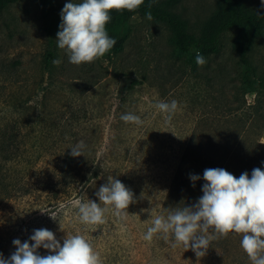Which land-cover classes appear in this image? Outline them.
<instances>
[{
    "label": "rangeland",
    "instance_id": "rangeland-1",
    "mask_svg": "<svg viewBox=\"0 0 264 264\" xmlns=\"http://www.w3.org/2000/svg\"><path fill=\"white\" fill-rule=\"evenodd\" d=\"M217 1L177 0L176 9L198 29L212 17ZM244 2L264 13L261 0ZM58 31L48 34L40 10L30 0H20L0 12V127H18L23 146L35 150L36 157L73 114L85 121L82 135L88 134L95 142L118 118L115 108L120 100L127 99L117 113L119 120L122 114L132 112L144 123L115 122L125 143L150 155L147 161L152 164H179L183 180L190 181L193 191L200 188L204 170L213 166H228L227 171L236 177L245 171L250 176L257 167L264 170V90H249L242 82L239 58L232 49L234 29L222 35L220 52L205 59L203 66L197 65L195 55L178 50L168 26L141 14L132 16L131 32L120 53L80 66L69 63L57 47ZM249 56L264 75V35L256 40ZM55 59L62 63L54 66ZM173 99L179 102V110L167 124L154 104ZM177 152L185 153L181 161L177 160L180 155L175 159ZM27 165L21 163L13 170ZM193 174L201 177L195 187L190 180ZM155 175L158 178L159 172ZM153 189L136 197L142 198L145 208L131 210L148 218L149 212L159 214L162 208H181L179 192L173 199L168 195L166 205L167 186ZM36 208L37 215L45 212V206ZM15 211H5L0 224L11 220ZM32 216L36 217V209ZM136 221L142 227L133 223L118 227L115 233L123 237L118 241L113 231L92 230L98 240L90 232L85 236L102 264H251L238 234L213 240L207 255L198 260L182 246L154 248L155 244L143 239L149 222L143 217ZM64 231L73 230L67 226ZM136 236L140 238L137 243L133 241ZM14 251L11 245L7 253Z\"/></svg>",
    "mask_w": 264,
    "mask_h": 264
},
{
    "label": "trees",
    "instance_id": "trees-1",
    "mask_svg": "<svg viewBox=\"0 0 264 264\" xmlns=\"http://www.w3.org/2000/svg\"><path fill=\"white\" fill-rule=\"evenodd\" d=\"M18 1L20 0H0V12ZM30 1L40 10L45 20V30L53 35L59 29L60 13L67 2ZM176 3L177 0H144V4L134 12L111 11L112 18L106 25V30L117 42L104 56L111 58L112 55L120 53L131 32L132 16L134 14L146 16L145 14L150 11L153 19L168 26L178 50L195 57L197 52L205 59L217 55L221 50L222 35L234 29L236 34L232 49L239 58L242 82L249 90H264V75L259 73L258 67L249 56L256 40L264 35L263 12L253 10L245 4L244 0H218L209 21L198 29H194L188 19L176 9ZM190 60H193V57ZM126 100H120L119 106L115 108L118 118L115 117L111 121L109 128L104 130L100 137H96L95 142L94 138L88 137V134L82 135V132L86 130L85 121L73 114L59 125L58 135L37 157L35 150L23 146L19 139L21 131L18 127L12 130L4 126L0 127V222L4 221L5 211L12 208L16 210L11 220L0 224V253H3L4 258L11 255L7 252L13 245L14 239L18 238L24 242L29 239L34 229L40 228L53 231L61 244L66 233L75 232L76 234L78 230H82L84 236L89 235L90 232L97 240L98 235L94 236L91 233L92 230L108 233L113 231L112 235L118 241V238H123L115 233L119 226L128 227L133 223L132 225L140 224L139 226L142 227V223L136 221V219L141 221V217L149 224L151 223L150 218H147L144 213L131 210L146 207L141 201L142 198L136 199V197L143 194L147 188L155 189L160 184L166 185V205L168 195V199L170 197L173 199L175 193L179 192L181 208L192 206L202 196V193L198 191L202 189L203 180L199 181L200 188L193 191L190 181L183 180L184 172H181L182 168L179 164L162 167L152 164L147 161L150 155L145 156L144 153L125 143L120 132L117 131L115 122H118L117 113L124 109ZM79 141H83L87 146L84 150L85 157H72L70 148ZM180 154L177 152L175 159ZM29 155L35 158L31 160L28 158ZM183 156L180 155L177 160L181 161ZM21 163L28 165L25 169L14 171L13 167H18ZM210 168L228 170V166L222 165ZM157 171L158 178L155 175ZM109 176L119 179L134 193L135 202L129 205L127 218L120 220L109 213L106 214V221L102 225L86 227L80 224L75 218L77 202H87L91 199L99 203L96 192L107 182ZM38 206H45V212L37 215L39 209L36 207ZM35 209L36 217H33ZM169 211L162 208L159 214L166 216ZM50 215L56 220H53ZM67 226H71L73 231H64ZM101 236L105 237V235ZM137 240L139 241L140 238L136 236L133 241L137 243ZM94 241L96 240L91 239V242ZM150 243L155 244L154 248H165L168 244L171 246L169 242L159 237H154ZM38 253L48 254L49 252L40 248Z\"/></svg>",
    "mask_w": 264,
    "mask_h": 264
},
{
    "label": "clouds",
    "instance_id": "clouds-1",
    "mask_svg": "<svg viewBox=\"0 0 264 264\" xmlns=\"http://www.w3.org/2000/svg\"><path fill=\"white\" fill-rule=\"evenodd\" d=\"M143 4L144 0H82L80 3L71 0L65 3L60 13L57 47L73 65L92 63L108 53L117 42L106 30L112 18L110 12H134ZM261 5L264 7V0ZM145 15L149 21L153 19L150 11ZM52 63L59 66L62 61L55 59ZM196 63L198 66L206 64L199 52L196 53ZM154 107L164 114L165 123L170 124L179 110V102L174 99L159 101ZM120 119L137 126L144 123L132 112L122 114ZM86 147L83 141H79L70 148V155L84 156ZM199 179L198 175H190L193 187ZM203 180V195L192 206L176 208L166 216L149 212L151 223L143 239L150 243L154 237H159L173 248L182 246L185 251L191 250L199 260L207 254L213 240L235 233L242 237L240 247L251 264H264V170L257 167L250 176L245 171L236 177L224 168H208L203 172ZM96 197L99 203L91 199L77 202L75 218L86 227L104 224L109 213L120 220L126 219L129 205L135 202L134 193L113 176L99 187ZM51 218L56 220L53 216ZM12 244L15 251L8 258L0 253V264H102L99 254L79 231L66 233L61 244L53 231L34 229L28 240L21 242L17 238ZM40 248L50 254L40 255Z\"/></svg>",
    "mask_w": 264,
    "mask_h": 264
}]
</instances>
